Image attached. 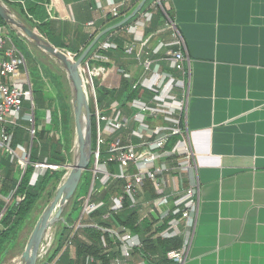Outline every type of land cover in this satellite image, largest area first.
Wrapping results in <instances>:
<instances>
[{
	"label": "crops",
	"instance_id": "1",
	"mask_svg": "<svg viewBox=\"0 0 264 264\" xmlns=\"http://www.w3.org/2000/svg\"><path fill=\"white\" fill-rule=\"evenodd\" d=\"M142 1L51 0L50 8L63 42L90 37L86 48ZM171 23L187 49L183 122L195 159L191 180L200 189L185 264H264V0H149L88 59L106 70L97 88L114 91L110 100L124 103L146 92L152 77L146 62L171 72ZM105 43L116 48L105 50ZM125 82L129 88L120 94ZM123 261L146 264L139 256Z\"/></svg>",
	"mask_w": 264,
	"mask_h": 264
},
{
	"label": "built area",
	"instance_id": "2",
	"mask_svg": "<svg viewBox=\"0 0 264 264\" xmlns=\"http://www.w3.org/2000/svg\"><path fill=\"white\" fill-rule=\"evenodd\" d=\"M169 29L173 31L176 48L167 54L172 71L160 73L152 70L150 62H146L143 67L152 72V77L146 92L136 100L119 103L107 96L100 102L96 82L106 70L92 68L89 61L82 65L94 93L91 112L96 141L91 160V186L81 201L80 215L62 252H71L73 258L75 241L87 227L112 237L120 253V258L112 264H123V260L132 257L135 249L142 248L140 235L119 225L114 218L128 205L137 213L140 222L147 220L152 223L151 230L145 233L147 236L184 239L179 249L167 253L168 261L185 264L187 260L197 227L200 189L191 180L195 159L188 129L183 122L188 90L187 49L172 23ZM103 48L112 50L116 46L105 43ZM118 73L123 72L119 70ZM26 103L30 105L29 112H24ZM52 120L53 109L47 111L45 120L37 124L27 60L6 29L0 26V154H7L11 161L17 163L21 179L29 166L34 169L32 180L60 167L46 160L31 162L37 133L51 125ZM24 124L27 127H23ZM9 128H23L30 140L13 147V132H9ZM105 191H111V197L108 212L102 220L111 226L102 228L94 224L91 216L105 207L102 199ZM13 195L0 198L8 205ZM5 212L6 209L0 212V223ZM52 230L42 243L39 264L46 260L55 243L56 233ZM102 243L107 247L104 238ZM61 256L63 254L48 264H59ZM88 261L93 263L94 259L89 258Z\"/></svg>",
	"mask_w": 264,
	"mask_h": 264
},
{
	"label": "trees",
	"instance_id": "3",
	"mask_svg": "<svg viewBox=\"0 0 264 264\" xmlns=\"http://www.w3.org/2000/svg\"><path fill=\"white\" fill-rule=\"evenodd\" d=\"M7 7L17 13L19 18L31 30L37 31L45 40L50 42L55 48L71 53L74 59H78L86 48L90 37L84 42H73L66 44L63 42L60 30L52 19L51 0H1ZM0 26L8 31V35L14 41L19 50L25 55L28 63V70L32 83L33 100L35 106V115L37 110L53 109L52 124L46 126L37 133L32 148L31 162L46 160L51 165L60 166L57 170L47 171L44 176L32 180L34 169L29 166L21 179V171L16 162L11 161L7 154H0V196L8 198L14 193L10 204L0 198V212L6 209V212L0 223V264H6V259L12 253L18 234L23 227L24 220L35 208L38 201L43 197L45 189L50 183L56 186L60 185L69 167V156L74 146L75 120L72 106V96L68 93V80L65 73L58 65L42 64L34 56L28 47L25 38L17 33L16 30L9 27L0 17ZM108 36V35H106ZM97 45L85 61H88L92 53L97 49ZM82 48V49H81ZM54 64V65H53ZM124 88L118 92L128 90V83H124ZM100 96V102H103L107 96L113 95L114 91H105L97 88ZM30 105L25 104L24 112H29ZM58 126V129H57ZM23 127H27L24 124ZM57 129V130H56ZM57 131V132H56ZM13 132V147L18 144L28 142L27 131L23 128H9ZM95 122L92 119V147L95 149ZM84 174L79 191L72 201L68 213L65 217V223L62 229L58 230L55 237V243L48 257L40 264L54 262L58 256L59 264H112L120 258L112 237L109 234L100 232L93 227H87L81 231L82 236L77 237L75 241V257L69 258L68 253L63 252L67 239L71 235L72 226L77 221L73 215L81 212V201L87 196L91 182L92 173L90 169ZM32 180V181H31ZM58 188V187H57ZM110 192L105 191L102 199L105 201V207L91 216V220L99 227H110V223L102 220V216L108 212ZM54 195L52 194L51 197ZM119 225L126 226L134 234L140 235L142 239V248L135 249L132 256H139L146 264H171L167 260V253L171 250L179 249L182 246L180 238L170 240L153 239L145 233L151 230L150 221H139L137 213L126 205L124 210L117 216H114ZM102 238L107 242L104 247ZM89 258L94 262L90 263Z\"/></svg>",
	"mask_w": 264,
	"mask_h": 264
},
{
	"label": "water",
	"instance_id": "4",
	"mask_svg": "<svg viewBox=\"0 0 264 264\" xmlns=\"http://www.w3.org/2000/svg\"><path fill=\"white\" fill-rule=\"evenodd\" d=\"M148 1L149 0H143L133 11V13L127 18L101 32L90 43L83 54L75 60L74 58L70 57L67 52L55 48L50 42L45 40L37 32L31 30L20 20L16 19L14 14L0 0V17L2 20L9 27L15 29L23 38L31 42L36 48L53 59L65 73L71 89L76 131V161L73 167L70 169V172L65 175L64 181L59 185L51 203L41 216L38 226L34 230L27 248L23 253V264H39L41 246L46 235L53 226H55L60 221H63V214L67 207L75 199L79 191L82 178L89 170L91 164L93 152L92 112L90 102L84 88L83 76L81 73L82 65L93 49L106 35L125 26L137 18ZM72 91L75 94L74 96Z\"/></svg>",
	"mask_w": 264,
	"mask_h": 264
},
{
	"label": "rangeland",
	"instance_id": "5",
	"mask_svg": "<svg viewBox=\"0 0 264 264\" xmlns=\"http://www.w3.org/2000/svg\"><path fill=\"white\" fill-rule=\"evenodd\" d=\"M9 10H10V8H9ZM14 17L19 20V18L16 15H14ZM27 44H28V47H29V50L31 51V53L34 56H36L37 59L42 64L48 65V66L50 65L51 62L56 64L55 61L53 59H51L47 54L41 53L40 51H37L38 49L31 42H28ZM56 65H58V64H56ZM68 93L71 94V89H70L69 85H68ZM92 108H93V106H92V103H91V109ZM49 110H51V109L37 110L36 119H37V124L38 125L45 120L46 115H47V111H49ZM55 124H56V122L53 123L52 125L54 126ZM57 129H58V126H57ZM74 134L76 136V131H74ZM75 139L76 138H74V140ZM76 152H77V149H76L75 142H74V146H73V148L71 150V153H70V156H69V167H68L67 173L70 172V169L73 167V165H74V163L76 161V154H77ZM57 187H59V185L56 186L54 183H50L48 185V187L45 189L43 197L38 201V203L36 204L35 208L29 213L27 218L24 220L23 227H22L21 231L18 234V238L16 240L15 246L13 247L12 253L7 257L6 264H23L22 263L23 253H24V251L27 248V245L29 243V240H30L34 230L38 226V223H39V221L41 219V216L43 215L44 211L46 210V208L51 203V201H52V199L54 197V196L51 197V195L52 194L55 195L56 190L58 189ZM71 204L67 207V209L65 210V212L63 214V221H60L55 226H53L52 227L53 228L52 232L57 233L58 230L62 229V226H63V224L65 222L64 220H65L66 214L68 213ZM78 216H79V214L77 213L76 215H73V218L76 219Z\"/></svg>",
	"mask_w": 264,
	"mask_h": 264
},
{
	"label": "bare ground",
	"instance_id": "6",
	"mask_svg": "<svg viewBox=\"0 0 264 264\" xmlns=\"http://www.w3.org/2000/svg\"><path fill=\"white\" fill-rule=\"evenodd\" d=\"M81 73L83 76V82H84V88L86 90L87 93V97L89 99L90 104L93 102L94 98H93V88L91 86V83L89 82L88 78L86 77V72L84 69H81ZM73 96L75 95L74 92L72 91ZM20 259V258H19Z\"/></svg>",
	"mask_w": 264,
	"mask_h": 264
}]
</instances>
